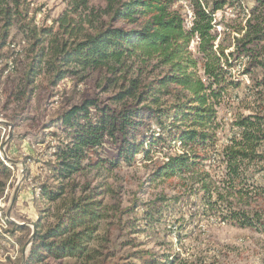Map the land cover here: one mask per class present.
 Returning <instances> with one entry per match:
<instances>
[{
  "label": "trees",
  "instance_id": "trees-1",
  "mask_svg": "<svg viewBox=\"0 0 264 264\" xmlns=\"http://www.w3.org/2000/svg\"><path fill=\"white\" fill-rule=\"evenodd\" d=\"M178 1L109 0L105 8H92L85 14L88 8L84 0L62 15L57 29L38 30L28 18V0H0V60L14 27L31 42L33 55L15 99L29 102L34 91L29 89L40 73L57 86L81 69L103 74L105 85L117 90L111 100L123 103L113 109L101 106L98 98L88 99L59 119L69 140L57 149L53 168L61 184L54 191L45 188L43 195L60 205L53 223L44 230L37 225L26 264H62L66 260L119 264L111 262L116 253L108 247L110 237L101 233L108 217L106 204L95 195H77L79 184L73 180L94 166L102 169L104 161L94 165L91 156H97L106 140L117 153L116 160L109 163L111 169L119 168L122 162L133 164L138 153L148 158L151 153L165 151L167 160L154 179L186 174L197 179L202 163L214 158L218 169L222 168L223 187L215 186L211 172H205L195 182L200 191L195 184L189 190L204 193L210 200L215 197L208 204L212 211L213 207L222 209L217 213L223 221L241 228L264 225L261 215L249 208L247 190L248 165L264 161V0H254L256 7L247 21V31L234 38L235 50L228 54V46L216 42L213 22L226 7L241 9L244 0H188L193 13L191 28L186 27V14ZM232 31L242 34L245 27L233 26ZM244 59L243 74L255 82L250 90L256 100L249 106V115L235 118V131L221 147L216 137L218 110L230 91L241 86L233 72L236 62ZM153 125L157 130H152ZM177 145L180 153L173 154ZM1 171L7 175L9 170L3 167ZM69 186L74 187L71 197ZM142 206L146 226L159 222L162 210L156 202ZM164 258L165 264H187L180 258ZM146 263L159 264L154 258Z\"/></svg>",
  "mask_w": 264,
  "mask_h": 264
},
{
  "label": "rangeland",
  "instance_id": "rangeland-1",
  "mask_svg": "<svg viewBox=\"0 0 264 264\" xmlns=\"http://www.w3.org/2000/svg\"><path fill=\"white\" fill-rule=\"evenodd\" d=\"M82 1L28 0V18L38 30L53 26L57 29L56 22L62 15ZM86 1L85 14H88L89 9L105 8L109 0ZM178 6H183L186 27L191 28L193 13L189 1L179 0ZM255 7L254 0H244L241 9L226 7L215 16L216 42L228 46L227 54L235 50L234 38H240L247 31V21ZM233 26L245 27V31L237 34L232 31ZM196 46L197 40L191 44L193 52ZM30 48L31 42L14 27L0 60V264H26L35 244L37 225L44 230L54 222L53 216L60 204L49 202L43 191L45 188L54 191L61 184L53 168L57 163V149L69 142L67 132L59 123L63 113L88 99L98 98L101 106L113 109L123 104L111 100L117 90L105 85L103 74L81 69L57 86H52L48 76L40 73L29 89L30 93L34 89L29 102L15 99L14 94L32 61ZM246 65L245 59L236 62L233 75L241 86L230 91L218 110L216 137L221 147L228 144L235 131L232 129L235 118L249 115V106H254L256 100L250 90L255 82L243 74ZM257 100L262 101L261 97ZM152 130H157V126L153 125ZM164 152L151 153L148 158L138 153L133 164L122 162L119 168L111 169L109 163L116 160L117 153L114 145L106 140L97 156H91L94 165L104 161L102 169L94 166L73 178L79 184L77 195H95L108 208L101 233L110 237L108 247L116 253L111 262L144 264L154 258L159 264H165L167 256L170 260L180 258L187 264H264V225L256 229L241 228L223 221L217 213L219 206L212 211L209 205L215 197L210 200L204 193L189 190L205 172H211L215 186L222 188V168L218 169V161L210 157V161L202 163L197 179L192 174L154 179L159 166L167 160ZM172 152L180 153L179 146ZM3 167L9 170L7 175L1 173ZM247 178L249 208L259 213L264 222V161L248 165ZM194 186L200 191L198 184ZM73 194L74 187L69 186L68 195ZM149 202H156L162 210L159 222L150 227L144 222L145 207L142 206ZM127 242L129 245H125ZM62 264L80 263L66 260Z\"/></svg>",
  "mask_w": 264,
  "mask_h": 264
}]
</instances>
